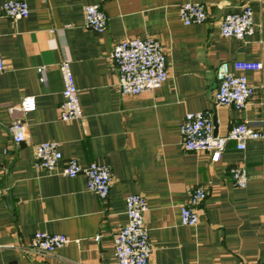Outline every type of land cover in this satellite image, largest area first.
<instances>
[{"label":"crops","instance_id":"0c3cea01","mask_svg":"<svg viewBox=\"0 0 264 264\" xmlns=\"http://www.w3.org/2000/svg\"><path fill=\"white\" fill-rule=\"evenodd\" d=\"M10 1L27 2L29 17H6L2 6ZM186 3L206 4L208 20L186 26L179 15ZM94 4L108 16L103 33L84 27L85 7ZM247 4L254 34L222 37V19ZM149 37L166 49L169 78L157 90L124 97L111 53L121 40ZM0 55L6 64L0 74V264H117L114 240L128 223L130 195L148 201L150 264H264V138L243 151L229 141L214 162L208 153L186 151L181 135L190 112L209 115L216 136L242 123L264 135V0H0ZM65 60L80 91V121L59 116ZM223 62L233 71L235 62L262 63L261 71L247 73L254 95L243 111L216 102ZM28 96L36 98V112L11 114ZM16 120L27 126L21 144L11 130ZM45 142L59 143L64 161L110 166L109 198L89 192L84 175L37 169L35 146ZM238 167L249 176L244 189L234 185ZM198 187L207 193L200 223L183 226L181 206ZM37 232L65 235L70 243L52 255L36 254L30 242Z\"/></svg>","mask_w":264,"mask_h":264},{"label":"built area","instance_id":"2783aa9c","mask_svg":"<svg viewBox=\"0 0 264 264\" xmlns=\"http://www.w3.org/2000/svg\"><path fill=\"white\" fill-rule=\"evenodd\" d=\"M6 17L19 21L30 15L27 2L10 1L2 6ZM180 19L186 26L202 24L208 20V6L203 3H186L179 11ZM84 27L94 33H103L107 29L108 16L99 5H88L84 10ZM254 10L251 5L243 6L241 12L226 15L220 23V34L224 38L245 40L254 34ZM111 58L119 76V91L122 96H137L160 88L169 78V60L165 47L154 38H127L115 45ZM262 63L235 62L233 69L229 62H223L216 75L219 87L216 102L220 106H230L238 111L245 110L254 95L247 73L262 70ZM6 70V64L0 55V74ZM64 81L63 102L59 108L60 119L64 122L80 121L84 113L79 100V89L72 70L71 61L60 64ZM41 82H45V69L38 70ZM11 114L28 115L36 112L37 101L34 96L23 99L19 107H11ZM15 132L14 142L21 144L27 139V126L16 120L11 126ZM214 123L204 112L186 114L182 125V144L186 151L208 153L214 162L220 161L229 141L237 144V149H246L249 141L262 140L264 135L253 130L246 123L234 126L227 136L214 134ZM59 143L45 142L35 146V166L46 172H60L63 176L87 178V189L103 201L109 198L112 186V169L100 163L83 167L77 159L64 161ZM63 163V165H62ZM234 185L246 188L249 182L247 171L243 167L232 170ZM3 190L0 187V200ZM207 197L203 188H195L189 200L181 206L183 226L196 227L200 223L199 207ZM148 211L147 198L142 195H130L126 198L128 223L115 236L114 254L117 264H150L153 248L145 215ZM70 240L65 235H52L37 232L30 242V249L40 255H52L64 248Z\"/></svg>","mask_w":264,"mask_h":264},{"label":"water","instance_id":"95a60500","mask_svg":"<svg viewBox=\"0 0 264 264\" xmlns=\"http://www.w3.org/2000/svg\"><path fill=\"white\" fill-rule=\"evenodd\" d=\"M214 134L217 135V125L215 123V131H214Z\"/></svg>","mask_w":264,"mask_h":264}]
</instances>
